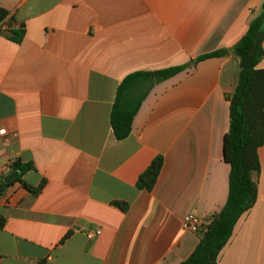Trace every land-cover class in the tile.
<instances>
[{"label": "crops", "instance_id": "crops-1", "mask_svg": "<svg viewBox=\"0 0 264 264\" xmlns=\"http://www.w3.org/2000/svg\"><path fill=\"white\" fill-rule=\"evenodd\" d=\"M262 1L0 0L24 30L0 33V165H31L0 191V264H176L191 252L199 233L184 215L205 218L227 196L226 94L239 70L229 48ZM219 47L155 82L129 133L114 135L125 74ZM257 153L256 199L218 264L264 263V142ZM156 155L155 183L137 187Z\"/></svg>", "mask_w": 264, "mask_h": 264}, {"label": "trees", "instance_id": "trees-1", "mask_svg": "<svg viewBox=\"0 0 264 264\" xmlns=\"http://www.w3.org/2000/svg\"><path fill=\"white\" fill-rule=\"evenodd\" d=\"M5 23L13 31L11 38L20 40L23 25H15L8 10L0 6V33ZM264 0L257 12L249 19L245 31L233 42L231 50L238 58V77L234 90L226 94L229 101V126L223 134V158L229 163L228 190L222 206L204 218L199 239L191 252L176 264H218V253L225 244L237 218L254 203L257 196V174L259 158L257 148L264 142V67L257 63L264 54ZM228 51L219 47L189 61L154 69H136L123 76L116 88L115 98L110 110V123L117 138L126 136L131 127V119L142 99L152 85L189 63ZM162 165L161 155H156L141 171L136 180L139 188L151 189ZM31 165L29 162L13 160L11 167L19 174L4 181L0 177V191ZM24 185L36 193L41 184L32 187ZM125 208V203H120ZM4 217L0 214V226ZM37 264H41V261ZM264 264V263H262Z\"/></svg>", "mask_w": 264, "mask_h": 264}, {"label": "built area", "instance_id": "built-area-1", "mask_svg": "<svg viewBox=\"0 0 264 264\" xmlns=\"http://www.w3.org/2000/svg\"><path fill=\"white\" fill-rule=\"evenodd\" d=\"M1 28L3 29L7 28L6 24L3 23L1 25ZM5 131L6 130L4 127H0V134H4ZM11 169H13L11 167V161H7L1 164L0 165V175H4L8 173ZM203 222H204V218H202L201 216L195 213H186L182 219V225L184 228L191 230V231H196V232L200 229ZM96 232H98V230H96Z\"/></svg>", "mask_w": 264, "mask_h": 264}, {"label": "water", "instance_id": "water-1", "mask_svg": "<svg viewBox=\"0 0 264 264\" xmlns=\"http://www.w3.org/2000/svg\"><path fill=\"white\" fill-rule=\"evenodd\" d=\"M3 33L6 34V35H12L13 34V31L9 28H5L3 30ZM19 174V170L18 169H11L8 173H6L4 176H3V180L4 181H8L12 178H14L15 176H17Z\"/></svg>", "mask_w": 264, "mask_h": 264}]
</instances>
